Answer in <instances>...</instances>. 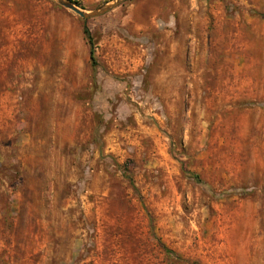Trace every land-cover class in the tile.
I'll return each mask as SVG.
<instances>
[{
    "label": "rangeland",
    "instance_id": "1",
    "mask_svg": "<svg viewBox=\"0 0 264 264\" xmlns=\"http://www.w3.org/2000/svg\"><path fill=\"white\" fill-rule=\"evenodd\" d=\"M0 264H264V0H0Z\"/></svg>",
    "mask_w": 264,
    "mask_h": 264
},
{
    "label": "water",
    "instance_id": "2",
    "mask_svg": "<svg viewBox=\"0 0 264 264\" xmlns=\"http://www.w3.org/2000/svg\"><path fill=\"white\" fill-rule=\"evenodd\" d=\"M61 7L65 8L68 11H71L72 13L76 14L82 19H91L95 17H99L114 8H116L118 5H120L125 0H113L112 2L92 11V12H86L81 9H79L75 4H73L69 0H55Z\"/></svg>",
    "mask_w": 264,
    "mask_h": 264
},
{
    "label": "trees",
    "instance_id": "3",
    "mask_svg": "<svg viewBox=\"0 0 264 264\" xmlns=\"http://www.w3.org/2000/svg\"><path fill=\"white\" fill-rule=\"evenodd\" d=\"M69 1H71L73 4H75L77 6V2L76 1H73V0H69ZM83 33H84L85 37L88 40V44H89V58H90L91 64L94 66L95 65V57H94L91 37H90L89 31L86 28H84ZM164 252L166 254H170V251H168L167 249H164Z\"/></svg>",
    "mask_w": 264,
    "mask_h": 264
}]
</instances>
